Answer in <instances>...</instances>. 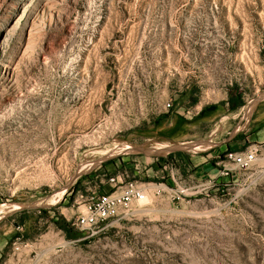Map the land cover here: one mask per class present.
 Instances as JSON below:
<instances>
[{"label": "rangeland", "instance_id": "374dc122", "mask_svg": "<svg viewBox=\"0 0 264 264\" xmlns=\"http://www.w3.org/2000/svg\"><path fill=\"white\" fill-rule=\"evenodd\" d=\"M0 264H264V0H0Z\"/></svg>", "mask_w": 264, "mask_h": 264}, {"label": "built area", "instance_id": "2783aa9c", "mask_svg": "<svg viewBox=\"0 0 264 264\" xmlns=\"http://www.w3.org/2000/svg\"><path fill=\"white\" fill-rule=\"evenodd\" d=\"M177 72V69H175ZM149 76L147 73H145ZM175 76V73L172 74ZM173 107V102L165 103L164 108L170 109ZM258 148H254L247 153L243 154H229L238 167L249 168L250 165L256 160ZM231 168L225 166L221 171L222 175H228ZM107 183L115 188L113 192H102L97 197H93L94 201H90L88 213L81 215L77 219V225L82 228H90L102 222L107 217L117 213L120 208H127L134 201L140 200L144 197L143 191L140 189L135 180H119L117 175L110 176Z\"/></svg>", "mask_w": 264, "mask_h": 264}, {"label": "crops", "instance_id": "0c3cea01", "mask_svg": "<svg viewBox=\"0 0 264 264\" xmlns=\"http://www.w3.org/2000/svg\"><path fill=\"white\" fill-rule=\"evenodd\" d=\"M211 154V153H210ZM209 156V155H207ZM121 162H124V159H122V161L120 160H114L110 165L112 166V168L116 169L119 167V164ZM209 162H208V159H206V161H204L203 163L199 164V165H195L194 166V169H193V172H198L200 171V169H202L203 167H205V165H207ZM106 164V163H105ZM106 167V166H105ZM138 168V167H137ZM110 170V169H109ZM150 169L146 170V171H143L141 172V176L144 177L145 175H149L150 173ZM135 173L139 174L140 171H136ZM119 177V180H123V177L122 175H117ZM124 181V180H123Z\"/></svg>", "mask_w": 264, "mask_h": 264}, {"label": "trees", "instance_id": "16d2710c", "mask_svg": "<svg viewBox=\"0 0 264 264\" xmlns=\"http://www.w3.org/2000/svg\"><path fill=\"white\" fill-rule=\"evenodd\" d=\"M229 103H231L232 105H231V107L232 108H236L239 104H241V102L239 103V102H234V101H232V99H229ZM65 227V226H64ZM66 230H67V235L70 237V236H75L73 233V231H72V229H68V228H66Z\"/></svg>", "mask_w": 264, "mask_h": 264}]
</instances>
